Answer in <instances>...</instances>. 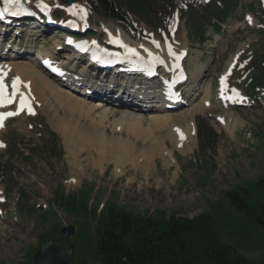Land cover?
<instances>
[{
	"label": "rangeland",
	"instance_id": "obj_1",
	"mask_svg": "<svg viewBox=\"0 0 264 264\" xmlns=\"http://www.w3.org/2000/svg\"><path fill=\"white\" fill-rule=\"evenodd\" d=\"M45 1L52 9L51 22L58 25L69 18L77 19L79 27L91 31L82 36L105 49L122 50L108 40L107 35L111 32L128 34L132 43H137L140 48L147 46L153 52H160L163 46L168 47L166 52L172 59L177 51L185 49L187 54L182 59H186L190 77L182 86L186 93L184 99L191 105L196 101L199 107L191 109V105L183 104L171 116L151 120L147 129L138 132L126 127L101 131L88 127L82 116H72L60 100L47 95L45 90L39 97L35 95V101H28L34 114L25 107L18 115L6 117L0 127V144L3 145L0 146V164L9 167V174H0V264H17L25 260L33 248L39 246L41 234L51 232L54 223L60 226L73 223L77 230L76 222H86V230L85 233L79 230L73 234L77 244L75 252L82 254L89 263L98 264L92 258L89 245L97 228L96 215L68 212L52 202L58 183L68 194L85 184L90 189L88 206L93 208L96 205L98 210L104 204L114 202L132 212L155 215L159 211H176L193 216L208 210L210 201L222 199L224 192L232 186L264 176V98L260 97L255 102L245 93L244 83V78L255 72L250 67L251 59L264 52V18L255 9L259 2L264 7V0H239L233 14L219 30L207 27L206 38L202 41L189 34L184 21H175L169 35H165L162 27L137 19L142 30L138 33L98 15L85 0L73 1L72 5H78L73 9L77 15L67 11L65 0ZM81 9L87 14L84 15ZM34 11V18L24 19L29 20L23 30L24 36L13 44L18 49L12 47V52H22L42 69L38 56L41 54L52 59L71 56V52H58L57 48L63 49L65 42L69 43L66 39L72 38H67L61 28L54 24L51 26L41 8L36 6ZM30 19L35 20L36 28H32L34 22ZM9 26L15 33L24 27L12 22ZM9 41L12 40L5 44L0 42V45L6 47L10 45ZM153 41L158 42L159 47ZM23 48L32 50L22 51ZM5 50L7 48L0 49L2 53ZM255 60L264 67L263 55H257ZM79 65H82L81 60L73 67ZM73 67L72 73L79 74L80 70H73ZM89 75L76 85L83 90V83L87 82V97L90 91H107L113 87L128 93L132 90L129 87L134 85H127L136 84L130 77L112 81L95 70ZM225 76L222 95L221 77ZM13 77L14 72L8 71L4 79L7 93L12 92ZM143 83L138 84L140 89H136L137 93L144 91ZM232 89L238 91L239 97ZM144 93H139L142 102L149 100V97H143ZM114 96L111 93V97L106 98L125 103ZM229 96L232 99H228ZM16 98L17 95L12 104L2 105L0 113L16 111ZM145 110L143 113L147 112ZM196 116L207 119L216 130L214 149L196 152ZM53 117L55 120H72V135L77 136L73 152L68 150L71 144L64 141L58 123L52 125ZM187 124L194 130L192 141L186 148H180L175 142V130L183 129ZM79 128L83 132L78 133ZM50 130L57 138L51 142ZM224 209H218L215 216L222 239L251 258L264 257V228L239 211L230 207ZM79 242L81 248L78 247Z\"/></svg>",
	"mask_w": 264,
	"mask_h": 264
},
{
	"label": "trees",
	"instance_id": "obj_2",
	"mask_svg": "<svg viewBox=\"0 0 264 264\" xmlns=\"http://www.w3.org/2000/svg\"><path fill=\"white\" fill-rule=\"evenodd\" d=\"M98 15L109 18L130 30L141 33L137 19L148 25L160 26L169 35L175 20L184 21L189 34L199 41L206 38L208 26L219 30L233 14L239 0H85ZM254 8L253 4H249ZM264 18V8L259 2L255 8ZM251 59L255 72L244 78L245 93L257 102L264 98V67ZM196 152L214 149L217 132L209 121L196 116ZM50 141L55 132L50 130ZM52 138V139H51ZM60 156V153L57 155ZM28 157L27 155L25 156ZM7 164H0V174H9ZM90 189L83 184L74 193H65L58 183L51 201L68 212L92 214L97 219L94 237L89 241L92 258L98 264H264V257L251 258L222 239L215 220L218 209L230 207L264 228V176L234 185L224 192L222 199L211 200L209 209L193 216L176 211H159L155 215L127 210L114 202L104 204L99 210L88 206ZM82 194V195H81ZM80 214V215H81ZM77 232L85 233L86 222H76ZM60 225L51 227L53 237L59 243L68 241L59 233ZM76 232V233H77ZM76 264H91L79 252H75ZM78 247L81 248L80 242ZM37 248V247H36ZM17 264H34L32 253Z\"/></svg>",
	"mask_w": 264,
	"mask_h": 264
},
{
	"label": "bare ground",
	"instance_id": "obj_3",
	"mask_svg": "<svg viewBox=\"0 0 264 264\" xmlns=\"http://www.w3.org/2000/svg\"><path fill=\"white\" fill-rule=\"evenodd\" d=\"M72 12L74 13V15H77L76 10H73ZM11 22L14 23V22H16V20L13 19ZM111 34L112 35L109 38L110 40L111 39L115 40V37L117 35H119L120 38L118 40L120 42H122L123 45H127V48L136 49L135 57L137 56L138 53H141L140 51H143V55L146 57L147 60L155 61V59L158 57V59L160 61H162V66H163L160 69L161 70L164 69V70H166V73H169V76H167V78H166L167 79L166 82H168L169 85L165 86L163 89L164 90L163 92H166L164 94V97L165 98L170 97V96H172V93L177 92V90L173 89L172 86H173L174 82H178L181 84L184 80V75H185L187 68H186L185 62L182 61L181 57H182V55H185V49L182 51L181 50L177 51L175 53V55L173 56L174 58L172 59L170 56H168V54H167L168 51L166 52V49L168 47L166 48L163 46L159 49L160 52H153V51H150L149 47H147V46L140 48V47H138L140 45H138L137 43H132V41H131L132 39L127 36L128 34L123 35L121 33L117 34V33H113V32H111ZM116 43H118V42H116ZM119 44H121V43H119ZM59 45L60 44L58 43L57 46H59ZM60 47H62V46H60ZM15 55L17 57L15 59H0V72L4 73L3 79H5L8 71H12V72H14L13 78L19 77L20 81L22 82L18 85V89H19L18 93L19 94H17L16 103H15L17 105L16 106L17 108L19 107L20 93H23L24 98L27 101L31 102V101H35V95L37 97H39L41 92L42 91L45 92V90H46L45 93L47 95H50L54 99L60 100L62 103L61 105L64 104L72 116L75 114H77L79 117L82 116L85 123L88 125V127L92 128V129L94 128L95 130L104 131L106 129L115 130L116 128L121 129V128L126 127L132 132H138V131H142L143 129H147L150 126L149 122L151 120L171 116L174 113V111L176 112L178 110L176 108H171L168 104L162 105L160 103V104H153V105H151V107H148V108L145 107V109H146L145 111H147V112L143 113L142 110L144 108L140 111H137V110H135L136 108H132L131 106H129L125 103L120 104V102L116 101V99H111V98L107 99L106 98L104 100L106 102H103L102 100H100V98L88 100V97L85 96L86 94H88V91H89V90L86 91V89H85V88H89V85L87 84V82L83 83L85 85V87H84L82 93H85V94H80L78 92H76V93L72 92L74 87H76V85H79V83L70 84V83H68L69 80H66V83L57 82V81H55V78L48 75L43 68L42 69L44 71L41 68H39L33 62L32 59L26 58L24 55L19 53V51H17ZM65 59H67V58H65ZM65 59L63 60V62H68V59L67 60H65ZM80 60L81 59H75V62H73V65L71 66V68L77 63V61H80ZM81 64L82 65H79L81 68L76 66V67H73V70H78V71L80 70L81 73L85 74L86 71L90 68V66L88 63L83 64L82 61H81ZM70 71H71V69H70ZM80 72H79V74H75V73H72V74H73V76H76V78H78V80H81L83 76ZM73 76H72V78H73ZM13 78H12V80H13ZM77 82H79V81H77ZM4 83H5V81H4ZM151 84L152 83H150V81H147V83L144 82L143 88H145L146 91H150L151 93H154L150 90ZM91 87H93V86H91ZM140 92L144 93V91L142 92L141 90H140ZM10 93H11V91H10ZM10 93L6 92L5 94L10 95ZM148 95L150 97H152L151 94H148ZM33 97H34V99L32 100ZM143 97L147 99L148 96L146 95V93H144ZM202 98H207V97H202ZM204 101H205V99H204ZM146 102H148V101L147 100L144 101V103H146ZM187 104L191 105V103H187ZM4 105L8 106V104H4ZM100 106H102V109L100 108ZM198 107H199V105H197L196 101H194V103L192 102L191 109H195V108L197 109ZM0 108H1V106H0ZM148 109H150L151 111H148ZM173 109H176V110H173ZM76 119H78V118H76ZM54 120H55V118H54ZM70 121H72V120H69L66 118L56 119L52 123V125L56 126L57 125L56 123H58L59 129L63 135L64 141L66 143H69V145L71 144V147L68 148V150L73 152L74 150L72 148H73L75 142H77V136L72 135V132L74 130H73V127L71 126L72 123H70ZM180 131L184 134L185 138L183 140H181L180 134L175 130V133H176L175 142H176V145L178 147L184 148L185 146L191 144L192 132L194 130H193L192 125L187 124L186 126L183 127V129H180ZM80 132H83L82 128L81 129L79 128L78 133H80Z\"/></svg>",
	"mask_w": 264,
	"mask_h": 264
},
{
	"label": "snow or ice",
	"instance_id": "obj_4",
	"mask_svg": "<svg viewBox=\"0 0 264 264\" xmlns=\"http://www.w3.org/2000/svg\"><path fill=\"white\" fill-rule=\"evenodd\" d=\"M3 2H4V7L0 8V18H3L5 13L9 12L10 9H12V8H21V9L23 8L21 0H3ZM37 7L41 8L42 10H48L49 9V5L44 3L43 0H39V3L37 4ZM77 7H78V5L73 4L71 7H69L67 9V11L68 12H72L73 9L77 8ZM81 11L84 13V15L87 14L84 9H81ZM11 14L12 15H19L20 12L19 11H12ZM249 21L251 22V18H249ZM69 42H71V41H69ZM115 42H118V43L122 44V42H120L118 39ZM92 43L95 44L96 42L92 41ZM153 43H156L157 47H159V43L158 42L153 41ZM122 46L127 48V45H123L122 44ZM128 51L130 53H136V49H134V48H128ZM45 63H47V61ZM3 75H4V73L0 72V106H2L4 104H12L14 102V99H15L18 91H19L18 85L20 83H22L20 81L19 77L13 78L12 85H11L12 92H11L10 95H6L5 93H6V89H7L8 86L4 83ZM225 80H226V76L225 77H221L222 95H223V87L225 85ZM232 92L237 97H239V93H238V91L236 89H232ZM227 98L228 99H232L231 96H229ZM240 98L243 99L242 97H240ZM25 107L28 108V111H29L30 114H34L30 104L24 98L23 93H20L19 107L17 108V110L14 111V112L13 111H9V112L0 113V127L3 126V121H4V119L6 117L18 115L20 111H23L25 109ZM176 131L180 134L181 140H183L185 138L184 134L180 131V129H176ZM0 146H3V145L0 144Z\"/></svg>",
	"mask_w": 264,
	"mask_h": 264
},
{
	"label": "water",
	"instance_id": "obj_5",
	"mask_svg": "<svg viewBox=\"0 0 264 264\" xmlns=\"http://www.w3.org/2000/svg\"><path fill=\"white\" fill-rule=\"evenodd\" d=\"M75 0H65L67 8L71 7ZM76 231L73 223H66L59 227V233L68 237V241L64 243L57 242L52 232L46 231L41 234L39 246L32 253L34 264H76L74 256V246L70 239Z\"/></svg>",
	"mask_w": 264,
	"mask_h": 264
}]
</instances>
